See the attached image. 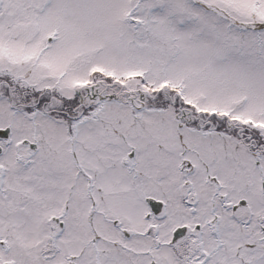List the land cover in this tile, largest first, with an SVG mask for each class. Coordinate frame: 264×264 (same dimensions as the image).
Masks as SVG:
<instances>
[{"label": "snow or ice", "instance_id": "6c2138e0", "mask_svg": "<svg viewBox=\"0 0 264 264\" xmlns=\"http://www.w3.org/2000/svg\"><path fill=\"white\" fill-rule=\"evenodd\" d=\"M0 264H264V0H0Z\"/></svg>", "mask_w": 264, "mask_h": 264}]
</instances>
